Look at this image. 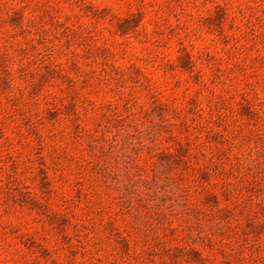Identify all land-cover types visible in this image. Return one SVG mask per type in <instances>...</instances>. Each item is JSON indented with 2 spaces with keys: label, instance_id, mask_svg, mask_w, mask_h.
<instances>
[{
  "label": "rangeland",
  "instance_id": "obj_1",
  "mask_svg": "<svg viewBox=\"0 0 264 264\" xmlns=\"http://www.w3.org/2000/svg\"><path fill=\"white\" fill-rule=\"evenodd\" d=\"M0 264H264V0H0Z\"/></svg>",
  "mask_w": 264,
  "mask_h": 264
}]
</instances>
